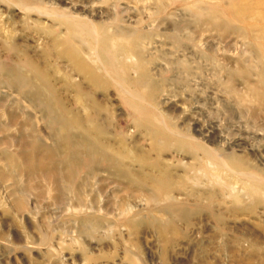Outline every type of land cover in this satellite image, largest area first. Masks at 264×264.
Wrapping results in <instances>:
<instances>
[{
	"label": "rangeland",
	"instance_id": "obj_1",
	"mask_svg": "<svg viewBox=\"0 0 264 264\" xmlns=\"http://www.w3.org/2000/svg\"><path fill=\"white\" fill-rule=\"evenodd\" d=\"M8 1L0 0V264H264V0ZM19 1L41 12L26 19ZM79 22L131 53L123 77L136 98L109 79L108 92L91 90L99 109H83L65 90L63 76L82 79L57 59L50 31H75L83 46ZM11 44L53 66L63 105L103 132L96 139L121 151L132 175L166 170L170 197L73 156L85 140L79 129L60 146L52 109L8 80L20 68Z\"/></svg>",
	"mask_w": 264,
	"mask_h": 264
},
{
	"label": "bare ground",
	"instance_id": "obj_2",
	"mask_svg": "<svg viewBox=\"0 0 264 264\" xmlns=\"http://www.w3.org/2000/svg\"><path fill=\"white\" fill-rule=\"evenodd\" d=\"M3 1L10 4L8 0ZM15 6L22 10L26 19H28V15L32 11L38 13L41 12L38 8L31 9L26 7V2L24 1H19L18 5ZM0 18H2L1 14ZM35 26L39 27L40 23L38 24L36 22ZM77 26L79 31L84 32L88 38L82 40L84 41L83 46L75 44V39L77 40V38H79V35L75 31L68 30L65 39H61L58 34H54V30L50 31V34L54 38L52 41L57 59H64L68 63L71 72L82 79V82L75 83L70 77L63 76L62 81L65 90L75 94L77 102L83 107V109H99L91 92H108L109 89L113 87L110 84L109 79L113 81L118 91L136 98L137 94L130 91L129 86L125 84V78L123 77L129 72L127 61L132 57L131 53L125 50L127 48L124 49L123 47L117 46V43H114L109 36L96 40L94 36L88 34L87 29H85L86 25L82 22L77 23ZM46 32L49 31L46 30ZM6 34L8 35L6 39L10 40L9 35H11V32H6ZM96 46L100 47L99 51L98 48L96 49ZM8 49L18 57V66H20L18 70L7 73L8 80H10L11 83L22 81L24 86L28 88V91L32 92L36 97H42V103L49 107L50 110L52 109L50 120L53 126H57L60 146L63 144L70 145V142L68 141L70 140L71 132L74 128L79 129L80 132L77 135L80 134L81 137L83 135L85 140L80 137L83 141L76 142L73 147L70 146L72 148L73 156L77 157L78 155L84 154L89 164L88 167L90 168L98 166V163H109L111 169L115 170L120 175L132 178L141 187L152 189V192H155L154 194L156 195H158L161 190H166L167 196L170 197L171 193L175 190V187H173L174 182H172V179H170L166 170L161 168L157 175L149 173L132 175L131 170L124 163L126 156L124 157L121 151L117 153L113 152V149H111L108 144L105 145L104 142H100L96 139L97 135H103V132L92 122L85 121L81 116L72 114L67 110L65 105H63L59 99L58 91L55 88L52 76L48 72L49 69L53 68L52 65L47 64V68H42L32 61L25 53L18 51L17 47L13 44H11ZM147 87L151 88L150 86ZM87 89L90 91H86ZM149 134L153 140L159 138L154 134V131L149 132ZM86 142L88 144H86ZM152 147H155V145H152ZM68 166L70 172L75 171V164H68ZM218 166L217 167L221 168L222 171H229V173H232L233 175L235 174L225 162L220 161ZM217 167L213 169H218ZM225 175L227 177V172ZM236 176L240 178L245 177L244 181L241 180L244 185L245 181H251L248 179V176L246 177L242 174H237ZM211 177L220 180L218 172H212ZM69 185L71 187V182H69ZM223 185L226 186L224 182ZM242 189L246 193L248 192L246 186ZM234 192L236 191L234 190ZM228 197L235 202H239V198L236 195Z\"/></svg>",
	"mask_w": 264,
	"mask_h": 264
}]
</instances>
